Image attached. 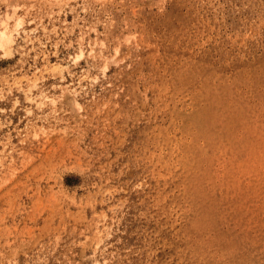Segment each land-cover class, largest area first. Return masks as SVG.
Wrapping results in <instances>:
<instances>
[{"label":"rangeland","instance_id":"1","mask_svg":"<svg viewBox=\"0 0 264 264\" xmlns=\"http://www.w3.org/2000/svg\"><path fill=\"white\" fill-rule=\"evenodd\" d=\"M0 24V264H264V0Z\"/></svg>","mask_w":264,"mask_h":264},{"label":"bare ground","instance_id":"2","mask_svg":"<svg viewBox=\"0 0 264 264\" xmlns=\"http://www.w3.org/2000/svg\"><path fill=\"white\" fill-rule=\"evenodd\" d=\"M0 26L4 27V26H6V24H0ZM18 27H19V25H18ZM9 41H10V36L7 35V28L5 27V30L0 31V49H3L5 44Z\"/></svg>","mask_w":264,"mask_h":264}]
</instances>
